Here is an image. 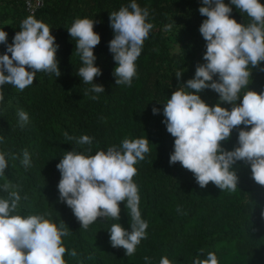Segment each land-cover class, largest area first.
Instances as JSON below:
<instances>
[{"label":"trees","instance_id":"obj_1","mask_svg":"<svg viewBox=\"0 0 264 264\" xmlns=\"http://www.w3.org/2000/svg\"><path fill=\"white\" fill-rule=\"evenodd\" d=\"M136 2L148 9L146 22L153 28L135 62L137 75L131 86L116 85L117 64L109 48L115 35L110 13L131 0H45L34 14L51 28L59 46L56 59L61 75L38 71L33 84L23 91L10 84L0 85L4 97L0 101V152L8 163L0 176V198L7 196L2 185L9 182L21 197L19 214H45L58 226L64 224L69 232L62 237L65 264H159L164 256L172 264H193L198 255L203 259L208 252H215L218 264H264V186L253 179L250 164L240 160L232 165L238 182L236 190L229 191L213 182L201 188L194 174L180 162L169 163L175 137L167 131L163 108L181 84L194 78L197 65L206 63V41L199 31L206 19L199 12L202 0ZM224 2L232 8L230 16L237 22H251L230 0ZM260 2L264 4V0ZM28 15L26 0H0V29L7 33L9 44ZM85 17L95 21L94 31L100 35L93 53L101 74L93 82L103 85L102 93L91 92V85L83 83L77 74L83 65L68 28L75 19ZM168 24L172 28L165 31ZM6 48L0 43V55ZM249 69L248 88L264 92V61L254 68L249 65ZM177 72H182L179 79ZM213 79L218 80V74ZM247 90H241L237 104ZM198 94L209 106L219 102V94L211 88ZM220 105L232 108L228 102ZM153 107L159 109L156 114ZM21 109L29 115L23 128L17 115ZM245 127L241 124L233 128L230 138L220 142L222 148L231 151L238 146L239 131ZM65 133L74 139L68 140ZM83 135L92 138L90 145L78 143ZM125 138H147L150 149L135 165L133 182L148 228L132 256H126L123 247L111 245L108 231L113 223L131 231L126 201L119 204V220L98 217L84 229L74 214L77 223L71 220L64 209L69 206L59 199L58 190L61 172L57 164L66 151L91 148L94 155L112 145L119 148ZM24 150L30 156L27 167L21 163ZM71 250L77 252L75 257L69 255Z\"/></svg>","mask_w":264,"mask_h":264},{"label":"clouds","instance_id":"obj_2","mask_svg":"<svg viewBox=\"0 0 264 264\" xmlns=\"http://www.w3.org/2000/svg\"><path fill=\"white\" fill-rule=\"evenodd\" d=\"M230 2L247 14L251 22H237L230 16L232 8L224 0H202L199 12L206 19L199 31L206 41L203 57L206 63L198 64L194 78L172 93L164 104L163 114L167 131L175 137L169 163L180 162L194 174L201 188L213 182L221 190L235 191L238 177L232 165L240 160L250 164L253 179L264 186V92L248 88L251 77L249 65L254 68L264 61V4L260 0ZM148 16V9L142 8L136 0L110 13V26L115 35L109 48L117 64L114 69L116 85L131 86L133 77L137 75L135 62L153 28L152 23L146 22ZM94 23L87 17L77 18L68 31L76 40L75 49L83 65L77 74L83 83L91 85V92L102 93L103 85L93 82L94 77L101 74L94 63L93 49L100 42ZM171 28L172 25L168 24L164 30L170 31ZM0 43L7 45L4 54L0 55V85L10 84L23 91L33 84L38 71L55 73L56 77L61 75L56 59L59 46L51 28L34 14L21 21L20 30L10 44L7 33L0 29ZM216 74L218 80L213 79ZM175 75L179 79L182 72ZM185 88L192 91H185ZM206 88L219 94V102L215 106H209L198 94ZM244 88L248 90L243 93L242 102L237 104ZM97 98L92 96V99ZM3 99L0 94V101ZM220 102L231 103V110L221 107ZM152 111L156 114L159 109L153 107ZM17 115L19 126L23 128L29 115L22 109ZM241 124L246 127L239 131L238 146L231 151L222 148L220 142L228 140L232 129ZM249 125L250 129L247 128ZM65 136L68 140L74 139L67 133ZM78 143L90 145L92 138L83 135ZM91 151V148L85 152L66 151L57 164L61 172L59 199L69 206L64 209L71 220L77 223L73 219L74 214L84 229L98 217L119 220V204L126 201L131 231L120 223H113L108 231L111 245L123 247L125 255L132 256L137 245L146 238L148 228L141 217L140 196L133 177L137 174L135 165L150 151L149 140L125 138L119 148L112 145L94 155L90 154ZM21 163L26 167L30 165L27 150L23 151ZM7 167L6 156L0 152V176L4 175ZM2 189L7 196L0 198V264H65L66 248L62 237L69 232L64 224L58 226L45 214H19L21 197L15 190L16 186L5 182ZM180 211L178 207L177 212ZM69 255L75 257L77 252L71 250ZM149 259L144 257L146 262ZM159 264L172 262L164 256ZM193 264H218V258L215 252H208L203 259L198 255Z\"/></svg>","mask_w":264,"mask_h":264},{"label":"built area","instance_id":"obj_3","mask_svg":"<svg viewBox=\"0 0 264 264\" xmlns=\"http://www.w3.org/2000/svg\"><path fill=\"white\" fill-rule=\"evenodd\" d=\"M44 4V0H26V8L30 14H35Z\"/></svg>","mask_w":264,"mask_h":264}]
</instances>
